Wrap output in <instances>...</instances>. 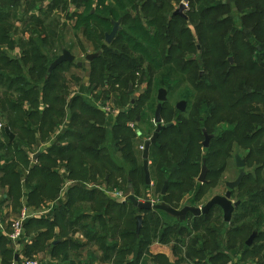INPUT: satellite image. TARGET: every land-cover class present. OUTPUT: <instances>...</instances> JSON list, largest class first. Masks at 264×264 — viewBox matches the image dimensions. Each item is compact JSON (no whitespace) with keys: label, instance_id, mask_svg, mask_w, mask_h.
<instances>
[{"label":"trees","instance_id":"trees-1","mask_svg":"<svg viewBox=\"0 0 264 264\" xmlns=\"http://www.w3.org/2000/svg\"><path fill=\"white\" fill-rule=\"evenodd\" d=\"M44 3V0H33L32 3L26 1L24 4L21 3V0H0L1 52H4L1 45L10 41L14 42L11 39L17 36V31L13 29L14 22L25 24L26 32H30L34 27L44 31L49 30L55 22H50L53 12L61 9L68 2L66 0L57 1L56 4L55 0L49 2L54 5L53 8L48 7V13L43 10ZM232 3L234 5H231ZM189 5L191 11L188 13L187 19L173 14L172 24L177 20L184 24H193L195 28L193 35L186 28H182L179 34L187 36L190 40L185 50H191L193 47V51L198 54L202 53L205 73L200 77L203 79L206 78V75L207 77L211 75L212 81L207 84L200 83L201 88H209L204 89L205 95L193 105V113L191 109H188L187 112L179 114L176 121H169L168 124L174 123V125L163 130L157 144L152 146L157 153L150 160L152 162L150 165L152 185L147 186L145 183L144 169L141 167L142 158L139 152L140 143L144 144L150 138V133L155 132L157 128L154 123L156 108L150 106L143 110L139 122L123 113L118 116L116 124L111 129L92 124L91 120L93 119H88L79 126L78 130L83 133L72 130L64 131L59 141L55 142L48 150V154L41 153L38 158V161L42 162L41 166L31 168L29 175L24 179L20 172L14 168L13 163H8L5 168L0 165V173H2L0 184L3 188H9L7 198L14 201L16 207H20L18 203L23 196V186L27 191L28 204L38 205L35 201L40 200L42 198L40 196L44 192L55 195L48 198L49 200L55 199L61 191L63 182L61 175L55 169L61 168L62 165L67 169V175L72 181H86L87 171L96 169V166L90 167L89 164L79 161L78 156L94 157L92 159L94 162L103 161L110 165L114 172H124V166L115 165L112 159H109L108 162L107 155L105 157L99 155L106 148L97 149V146L106 141L107 132L114 138L115 146L120 148L123 163L131 167L125 179L126 192L130 191V186H132L136 196L140 197L135 185L136 181L140 180L145 185L148 195L151 196L153 192L159 195L160 203H166L176 209L186 195H189L190 198L185 202L186 206L196 207L198 201L203 198L204 188L208 181L206 184H200L197 179L200 177L204 160H206L209 169L207 178L212 173L211 169L217 166L214 164L216 162L212 161L214 154L210 153L218 143L231 148L234 145L233 142L236 141L237 145L246 150L247 157L252 164L260 162L261 167L256 166V172L264 169V141H258L259 138L264 139L262 138L264 135L263 112L256 109L257 111L253 113L249 111L251 106L246 111L242 109L240 112H234L238 106H244L248 102L259 99L264 102V95L259 91L264 90V0H189ZM80 6L83 11L74 15L72 29L76 33L84 30L89 37L99 29L111 32L113 22L121 24L122 19H125L124 16L134 14L129 19L126 29L118 32L122 42L131 53L139 55L155 71L163 69L162 50L166 43L163 41L165 34L158 26V17L154 15L156 11L157 14L161 12V8H157L158 5H153L148 0L142 3V7L138 6V0H80ZM34 11L46 14L43 16L44 18L36 17V19L26 20V16ZM145 12L147 15L142 17L140 13ZM52 32L54 34V30ZM37 35V32L31 34L29 41L21 45V55L13 58L4 54L0 56V92H4L0 94V111L3 118L8 121L7 126L13 133L17 128H20V130L28 132L29 135L36 136L35 134L39 132H34V125L25 127V123L34 124L38 118H41L42 123L49 127L50 132H45L43 129L39 131L51 137L53 130L60 128L65 109H56L54 105H48L50 102L61 104L63 98L60 96L52 98L49 94L58 86V79H55V73L49 74L48 72L53 61L46 58L43 53V48L48 46L47 40L42 38L36 41L34 37ZM58 39L60 40V38ZM197 42L200 44L198 45L200 48L195 46ZM13 46H16V43H13ZM180 50L181 47L176 52ZM230 58H233V63L230 62ZM41 62H46V66L36 65ZM94 65L95 62L91 61V66ZM257 69H259L258 78L252 79L251 76ZM42 71L44 74L40 77V81H37L36 78ZM100 72L98 77L103 76V70ZM90 76V79L93 80L94 70ZM163 82L170 83V77H165ZM116 83L111 85L115 86ZM173 83L177 84L175 81ZM228 83L232 87L225 89ZM43 84V89L38 92L40 85ZM61 88L65 89L66 87L61 86ZM215 90L224 94L222 102H218L210 94ZM122 95L125 97V93ZM77 100L80 98L72 100V107ZM41 103L48 105L42 113L39 111ZM167 105L168 103H165L163 106V120L168 111ZM222 107H229L231 114L221 115ZM81 109L92 115H100V119H103V113L99 109L91 108L90 111L84 106ZM14 111H21L23 116L11 120L6 114ZM50 114H54L55 117L49 119ZM232 114L244 115L251 123L243 128L240 120ZM74 117L73 119H75ZM248 120L246 121L248 122ZM131 121L135 123L139 131L133 132L129 129L128 123ZM212 122H220L219 124L228 126V129L224 130L221 126L218 128V137L213 136L207 154H204L205 150L201 146L200 140L204 137L205 131L212 134L210 129L215 127L211 124ZM21 126L23 127L21 128ZM41 126L46 129L43 125ZM4 138L7 139V143L0 142L2 151L10 152L14 147H18L17 138L10 142L5 132ZM72 140L73 142H71ZM20 150L18 149L16 152L20 153ZM1 162L0 158V164ZM38 178L42 181L40 182ZM111 178L110 174L104 175L106 184L110 182ZM35 180L37 184L33 185ZM166 183L168 185L167 192L163 195L162 190ZM250 184L254 186L248 190ZM246 188L248 191L239 197L238 201L241 202V205L236 209L230 223L224 222L220 215L214 217L215 211L220 212L219 208H215L207 215L193 216L192 228L189 229L187 227L189 220L180 223L161 211L142 212L129 202L118 204L96 190L91 191L82 186H73L68 191L66 202H60V206L54 210L52 222L48 219H30L25 228L35 225L46 229L47 231L39 238L41 242L46 235L52 233L54 228H59V236H65L64 238L77 230L85 232L87 245L98 247L103 255V260L111 264H148V259L162 260L160 263L154 261L157 264H183L185 263L183 257H177L176 251L181 253L184 248H189L185 240L196 247L187 249L186 262L203 264L194 259L196 257L204 260L207 258V262L204 264H220L224 260L231 262L228 248H230V240L236 235L230 238L229 236L232 235L233 230L238 233L241 230L250 229L258 231L256 239L262 243L259 248H256L255 244L244 247L245 259H251L250 262L253 264H264V255L261 256L264 251V230H261L264 229V179L254 177L253 173H250L246 175L237 190L243 192ZM96 195L106 198L104 202L96 204L101 211L95 214L86 211L87 209L82 211L81 204L91 206L92 203H96ZM116 208H118L117 214L121 218L117 221L110 216L113 209ZM127 208L131 210L132 222L125 220L124 225L125 228L131 226L132 229L121 231L122 219ZM140 214H143V226L140 233L137 234L136 217ZM234 224H241V226L239 229L232 228ZM193 230L196 232L194 237H192ZM193 234L195 235V233ZM118 235L123 241L122 247L117 240ZM155 241L161 244H173L172 251L177 257L174 263L163 255L151 257L149 246ZM65 242L69 243V248L65 247L59 252L60 254L63 252L66 254L69 249L83 248L73 241L66 240ZM210 246H213L212 249H208ZM50 247L52 248V245ZM9 254L8 251L3 252L5 257ZM60 254L58 255L60 256ZM127 256H131L128 261ZM256 257L260 262L255 263Z\"/></svg>","mask_w":264,"mask_h":264},{"label":"rangeland","instance_id":"rangeland-1","mask_svg":"<svg viewBox=\"0 0 264 264\" xmlns=\"http://www.w3.org/2000/svg\"><path fill=\"white\" fill-rule=\"evenodd\" d=\"M26 1L27 3H32L33 0H21V3L24 4L26 3ZM44 1L45 3L43 6V10H45L46 13H48L47 11L48 7L53 8L54 5V4H49V2H52L53 0H44ZM57 1L60 0H55V4L57 3ZM66 1L68 2L66 5L62 6L61 9L53 12V16L50 19V22L53 21L55 22H53L54 26L51 29L44 31L41 28L36 29L34 27L33 29H31L30 32H26L27 29L25 24L14 22L13 29L17 31V36L11 39L14 42L10 41L4 45H1V49L4 52L0 51V56H2V54L7 55L9 58L19 56L22 54L21 45L29 41V39L31 38L30 37L31 34L37 32L38 35L34 37L36 41L42 38H45L47 40L48 46L43 48V53L46 55V58H48L50 61H54L59 56H61L63 49H67L76 57L74 63L71 64L65 63L60 67H58L57 70L53 71V73H55V79H58V86L56 87V89L53 90V92H49V94L52 98H54L55 96H60L61 98H63V103L54 104L50 102L48 103V105L50 106L54 105L56 109H65V113L63 116L64 118L60 123L61 125L60 128L53 130L52 136L48 137L47 135L42 134L41 131H39L40 129H43L45 132H50L49 127L45 126L44 123H42L41 118H38L34 124H32L31 122H26L25 127L26 126L30 127L31 125H34V132H39L38 133L39 135L37 136L29 135L28 132L26 131L24 132L20 130V128H17L15 131L16 135L14 141L16 140L17 137L18 147H14L13 149L10 150V152L2 151L0 149V158L2 159V162L6 164L13 163L12 165H14V168H16V170L20 171V174L22 175L23 179L29 175L31 168H33V164L38 160V158L36 160L34 159V154L36 153V151L41 146H45L43 144L50 142V140H51L50 145L51 146L54 145L55 142L59 141V138L61 135H63L64 131L72 130L75 132L78 131L79 133H83L78 130L79 126L88 119H93L91 120L92 124L103 126L109 129L110 125L116 124L118 116L123 113L125 115H129L132 120L134 119L140 120V115L144 109L150 106H152L154 109L157 107L159 103L158 96L160 89H164L168 93V100L166 102L168 103L167 105L168 111L166 117H164L163 120V125L165 126L168 124L169 121L170 122L176 121L178 119L177 117L179 116V114H183L177 110V105L183 100H187V110L191 109V112L193 113V105L197 103V101L205 95L206 91L204 89L209 88V87L201 88L199 86L200 83L207 84L212 81L211 75L209 77H207L206 75V78L203 79L200 77L205 73V70L203 68L204 61L202 59L203 56L202 53L198 54L197 52L193 51V47L191 50H185L190 40L188 39L187 36H181L179 34V31L182 28H186L187 31L193 35L195 33V28L193 24L192 23L184 24L182 22H179L178 20L177 22H174V24H172L173 14L180 8L182 3H185L186 5L183 14L185 15V17H188V13L191 11L189 0H187L186 2H184V0H148L151 3H153V5L155 4L158 5L157 8L159 9L161 8L160 13L157 14L156 11L154 14L158 17V26H160L161 31L164 32L165 34V36H163V41L166 44L165 45L163 44L164 46L162 50L164 67L161 71H155L139 55L131 53L126 48L125 44L122 42L119 34L114 39L112 44H107L105 39V34L111 32H104L103 30L99 29L94 34H90L91 35L90 37L84 30L76 33L72 29L74 15L77 13H81L83 9L80 6V0H66ZM145 1L146 0H138V6L142 7V3H144ZM231 5L234 4L232 3ZM146 13L147 12L140 14L143 17L147 15ZM148 13H150L149 10ZM45 14L39 11L30 12V14H28L25 19L26 20L36 19V17L44 18L43 16ZM133 16L134 14H129L127 16H124L125 19L123 18L121 21L119 33L120 31L126 29V25L128 24L129 19L132 18ZM48 27H49V23H48ZM53 30H54V34L52 32ZM58 38H60V40ZM13 43H16V46H13ZM198 45L200 44H198L197 42L195 46L200 48V46ZM180 47L181 50L179 52H176V50L180 49ZM89 55H97L98 57L97 59L93 60L95 62L94 66H91V62L87 60V56ZM230 59L233 60V58ZM43 61H47V60H43ZM93 61L92 63H94ZM78 63H81L82 66H79ZM36 65L37 66L41 65L45 67L46 62L37 63ZM259 69H257L254 75L251 76L252 79L258 78ZM93 70H94V79L92 80L90 79L91 78L90 75L93 72ZM102 70H103V76L98 77V75L101 73L100 71ZM43 74L44 71L41 72V74L36 78V80L40 81V77ZM165 77H170V83L163 82V79ZM117 81L118 83H116ZM174 81L177 82V84H174L173 83ZM34 82L39 83L36 81ZM114 83H116L115 86L111 85ZM51 85L53 86V83H51ZM226 85L227 86L225 89H229L227 87H232L231 85H229V83ZM43 86L44 84L40 85V89H38V92H40L43 89ZM61 86L66 88L63 89L61 88ZM119 91L125 93V97H123L122 95L123 93H120ZM259 91L262 92V94L264 95V90H259ZM3 93H4L3 91L0 92V94ZM210 94L213 97H215L218 102L223 101L224 94L221 93L220 91L218 90L211 91ZM76 98L77 99L80 98V100H77L73 108L72 100ZM48 105L46 103L45 104L41 103V106L39 108L40 113H42L45 109H47ZM83 106L88 110H90L91 108L99 109L103 113L102 116L103 119L102 120L100 119L101 117L100 115H92L88 111L83 112L81 109V107ZM250 106L251 109L249 111L254 113L258 110L259 112L261 113L263 112L264 114V102L260 101V99L254 100L252 102H248L244 106H238L234 112H240L242 109L246 111L247 108ZM230 110L231 109L229 107L226 108L222 107L221 115L228 116L229 114H231L229 113ZM6 115H9L10 119L12 120L21 117V115L23 116V113L21 111L18 112L14 111ZM233 116L237 117L240 120V122L243 124V128L245 127V125L248 126L251 123V121L249 122L248 118L245 117L244 115L242 116L233 115ZM53 117H55L54 114H50L49 119H52ZM73 117L75 119H73ZM246 120H248V122ZM7 122L8 121H6V119L3 118L0 111V142L2 143L3 142L7 143V139L4 138L5 128L8 127ZM219 123H215V122L211 123L213 126H215L210 129L212 131L211 135L213 136L215 135L216 138L219 135L218 128L220 126L224 130L228 129V126ZM41 125H43L46 129H44ZM22 127L23 126H21V128ZM128 127L133 132L139 131L138 127L132 121L128 123ZM153 134L154 131L150 133L149 139H151ZM52 137L54 138L52 139ZM262 138H264V135L262 136ZM204 140H205L204 137L201 138L200 140L202 147ZM258 141L263 142L264 139L259 138ZM71 142H73V140ZM233 144L234 145L231 146V148L224 146L220 143H218L215 147H213L210 154H214L212 156V161L216 162L214 164L217 166L211 169L212 173L207 178L208 183L204 188V192H205L204 196L201 199V201H198L196 207L203 208L213 198L217 196H225V194L228 191L226 187V183L234 182L238 178L240 173V169L237 168L235 163V155L237 154H239L241 158L244 159L246 162V167H245L246 175L253 173L254 177H260L261 179H264V169L260 172H256V166L261 167L260 162L257 163L253 162L252 164L247 157L246 150L243 149L242 146L237 145L236 141L233 142ZM142 145H145V143L144 144L143 142L140 143V147H139V152L142 158L141 167L143 168L144 150L142 149ZM98 148L99 149L106 148L105 151H102L99 154L100 157H105V155H107L108 162L109 159H112L115 165L122 167L124 166L125 171L114 172L110 167V165H108L106 162L103 161L94 162L92 160L94 157L90 158L88 156H78L77 159L79 161L89 164L90 167L92 165L96 166V169L94 170L89 169V171H87L88 177L86 181H81V182L80 181L78 182L76 180L72 181L67 175L68 180L63 182L64 185L67 182H71L69 188L72 187L73 185L74 187L82 186L85 187L87 190H91V191L96 190L97 192L104 194V196L107 199H110L108 196L111 197L114 193L117 192H124L125 195H129L130 191L126 192L127 185L125 179L131 167L123 163L120 153V148L118 146L117 147L115 146V140L112 136L108 135V132L106 136V141L103 142V144L100 143L97 146V149ZM18 149H21L20 153L16 152ZM203 149L205 150L204 154H207V149L205 148ZM156 154L157 153L155 149L151 147L149 161L151 160V157L153 159ZM150 165H152V162H150ZM55 170L59 172V169H55ZM64 170L67 171L66 168H64ZM106 174H110L112 176L108 184H106V181H104V175ZM95 180L98 181L96 182ZM39 181L41 182L42 179L41 180L39 179ZM35 184H37L36 180L33 182V185ZM135 185H136V190L138 191L139 194L138 196H140V199L142 198V200H144L146 195H148V191H146L144 187L145 185H143L140 182V180H137ZM159 186H161V184H159ZM253 186H254L253 184H250L248 190H250V188H252ZM62 188H63V184H62ZM98 188L104 189L109 194L100 191ZM237 189L234 190L232 193L233 202H237L239 197H242L248 191L247 188L245 189V191L242 190L243 192ZM53 196L55 195H50V193L44 192L43 195L40 196L42 198L40 200L35 201L38 205L33 206V204L31 203L29 205L27 204L25 207H30L32 208V210L40 209L49 202V201L46 202L45 200H49L48 198H52ZM151 196L154 202H156V204L160 203L158 197L159 195L152 192ZM106 198L96 195V203H92L91 206H88L87 204H81L82 205L81 210L83 211L87 209L86 211H91L92 214L100 212L101 210L98 208V206H96V204L104 202L105 201L104 199ZM189 199H190L189 195H186L184 200L181 202L180 206L178 207V209H181L184 206H186L185 202H187V200ZM0 202H1V198H0ZM15 207H16V203H15ZM113 210L114 211L112 214H110V216L111 218H113V220L117 221L120 218V216L117 214L119 210L118 208ZM125 212L126 214L122 219L121 231H124L126 229H132L131 226L125 228L124 225L125 220L132 222V218L130 217L131 210L127 208ZM215 212L216 213L214 214V217L220 215L223 218V211L221 209L220 212L219 211H215ZM18 217L19 216H14L13 221H15ZM192 218L193 215H189L187 218V220H189V222L187 223L188 224L187 227L189 229L192 228V222H191ZM240 226L241 224L239 225L234 224L232 225V228L239 229ZM9 228L11 229V226H9ZM42 229H43L42 226L35 228L27 227L24 235V239L21 241V245L20 244L14 245L12 243V246H15L18 251H22L25 253V257L23 256L22 258V263L23 261L29 260V261H38L41 262L42 264H45L46 257L44 256V254L47 251L39 254H37L36 252H39V249L45 250V248H47V241H50L51 239L55 238L54 235L49 232L50 234L46 235L42 239L43 241L42 247L38 246L35 248L33 246L32 247L28 246L30 239H33L32 234ZM255 232L258 234V231L256 230L254 231L250 229L241 230L238 233L235 230H233V233L231 236H229V238L232 237L233 235L236 236L230 240V248H228L229 251L228 254L231 257L232 261L229 262L224 260L220 264H253L252 262H250L251 259L249 260L245 259L246 254L244 252V247H247L245 243ZM193 233H195V235ZM194 236H196V232L193 230L192 237ZM117 240L119 242L120 247H122L123 241L121 240L119 235ZM185 243L188 244L189 247L187 248L188 250L192 248H196L195 246L189 244L188 240H185ZM261 243H262L261 241H258V239H256L253 244L257 245L256 248H259ZM87 247H90L87 250L89 251L93 250L92 245H87ZM172 247L173 244L170 245L168 243L161 244L160 242L155 241L153 242V244H150L149 246V254L151 255L152 258H154L160 255L159 254L160 252H163L170 257L168 259H172L175 261L177 257L179 258L183 257L182 259L185 261V263L183 264H198V262L197 263L196 262L192 263L190 261L186 262V255H185L187 252L186 248H184V250L181 253H179V251H176L177 257H175L176 254L173 253ZM212 247L213 246H210L208 249H212ZM263 255H264V251L261 253V256ZM27 256L30 257L27 258ZM56 259L57 260L68 259V256L64 254L63 256L59 257L58 255ZM130 259L131 256H127V261ZM194 259L201 261L203 264L207 262L206 260L207 258L205 260L200 257H196ZM154 261H156L157 263L162 262V260L157 261V259H148V264H157ZM254 261L255 263L260 262L258 257H256Z\"/></svg>","mask_w":264,"mask_h":264},{"label":"water","instance_id":"water-1","mask_svg":"<svg viewBox=\"0 0 264 264\" xmlns=\"http://www.w3.org/2000/svg\"><path fill=\"white\" fill-rule=\"evenodd\" d=\"M187 0H184L186 2ZM185 3H182L180 8L175 12V15L184 16L183 12L185 11ZM120 28V22H113V29L111 33H107L105 35L106 43L112 44L114 39L117 37V34L119 32ZM95 58H97V55H89L87 56L88 61H93ZM76 60V57L68 50L63 49L62 55L59 56L51 66L49 67V74H52L54 70H56L58 67L65 63H74ZM233 62V60H230ZM79 66H82L81 63L78 64ZM159 104L156 107L155 111V121L157 128L151 137V139L147 140L144 145V151H143V169H144V175H145V183L147 186H150L152 184V178H151V172H150V161H149V155H150V149L152 146L156 145L159 139L160 133L165 130L166 128H171L174 123H170L167 125H163V119H162V111H163V103L167 101V91L164 89L159 90V96H158ZM177 109L180 112H185L187 109V101L183 100L177 105ZM139 121V119L137 120ZM6 135L9 137L10 142H13L15 139V135L10 131V129L7 127L5 129ZM205 140L203 142V148L208 149L210 147V142L212 139V136L205 131L204 132ZM39 156V155H37ZM35 157V159L37 158ZM235 163L238 169H240V173L238 178L234 182H228L226 183V187L228 189L225 196H217L213 198L211 201H209L205 207H195V206H185L182 209H176L172 206L167 205L166 203H158L153 204L151 201L150 196H146L144 202L140 201L136 195L135 192L131 187V193L128 196V202H130L136 209L142 212H151V211H161L166 213L168 216L176 219L178 222L182 223L187 221V218L189 215H193L194 217H200L203 215H207L210 213L211 210L218 207L223 211L224 214V221L226 223H230L232 220V216L237 208L240 207L241 202H233L232 201V192L236 190L242 183L243 179L246 177L245 167L246 162L244 159L241 158L239 154L235 155ZM209 169L207 167L206 160L203 161L202 171L200 174V177L198 178V181L201 184H204L207 182V175H208ZM167 183L165 184L162 194L165 195L167 192ZM143 226V215H138L136 217V231L137 234L140 233L141 228ZM258 237V234L255 232L251 235L249 240L246 242L247 246H252L256 238Z\"/></svg>","mask_w":264,"mask_h":264},{"label":"crops","instance_id":"crops-1","mask_svg":"<svg viewBox=\"0 0 264 264\" xmlns=\"http://www.w3.org/2000/svg\"><path fill=\"white\" fill-rule=\"evenodd\" d=\"M175 15V13H174ZM180 16V15H178ZM185 16V15H184ZM183 17V16H182ZM187 19V17H185ZM106 35V34H105ZM67 50V49H66ZM231 60V59H230ZM90 62V61H89ZM231 62V61H230ZM233 63V62H231ZM79 64V63H78ZM167 100H168V93H167ZM187 101V100H186ZM167 102V101H166ZM165 102V103H166ZM163 103V106L164 104ZM159 104V103H158ZM41 106V104H40ZM1 108V107H0ZM178 110V109H177ZM187 110V109H186ZM156 111V110H155ZM179 111V110H178ZM163 112V111H162ZM186 112V111H185ZM181 113H184V112H181ZM138 120V119H137ZM139 122V121H138ZM113 127V124L110 125L109 129H111ZM7 128V127H6ZM5 128V129H6ZM12 132V131H11ZM6 133V132H5ZM14 134V133H13ZM15 135V134H14ZM36 136L39 135L38 133L35 134ZM211 135V134H210ZM212 138H213V135H211ZM17 138V137H16ZM54 137H52L53 139ZM212 140V139H211ZM51 142V140H50ZM50 142L48 143H45L43 145L45 146H41L37 151L36 153L34 154V159L37 155V158L40 157L41 153H44V154H48V150L52 147L50 145ZM211 143V142H210ZM41 149H44V150H41ZM36 158V159H37ZM35 159V160H36ZM42 162L40 161H36L34 164H33V167L34 166H41ZM1 167L2 168H5L7 167L8 163H4L2 162L1 164ZM20 172V171H19ZM59 172H60V175L63 179V182L64 181H67V173L66 171L64 170V166H61V168H59ZM2 177V173H0V178ZM62 182L63 184V188H61V191L59 193V195L55 198V199H50V200H45L46 202H48L45 206H43L42 208L40 209H34V210H42V209H47L48 206L50 205L51 202H54L56 201L62 194V191L65 189V185L64 183ZM67 183H71V182H67ZM152 185V184H151ZM73 187V185H72ZM70 187V188H72ZM69 187L67 188V191L66 193L64 194V201L67 200V196H68V191L70 189ZM131 188V187H130ZM8 187H5L3 188L0 184V198H1V202H0V264H25L26 262H36L37 264H42L41 262H38V261H23L22 263V258L23 256L25 257V253L22 252V251H18L16 249L15 246H12V242L9 241V239L6 237V232H9L11 229L9 228V226L12 225L13 223V217L14 216H18L20 213V210L25 207L27 204H28V201H27V191L26 189L24 188V186L22 187V193H23V196L21 198V200L19 201V207H15V202L10 200L9 198H7V191H8ZM100 191L102 192H105L106 194H109L108 192H106L104 189L102 188H98ZM4 191V192H2ZM163 191V190H162ZM4 193V194H3ZM124 193V192H122ZM130 193H131V190H130ZM233 193V192H232ZM130 195V194H129ZM128 195V196H129ZM136 195V194H135ZM147 196V195H146ZM150 196V195H148ZM112 201L118 203V204H125V203H128V201L126 202H120L118 201L115 197L113 196H108ZM137 197V196H136ZM140 201L144 202V200H142V198L140 199V197H137ZM150 198L152 199V197L150 196ZM130 203V202H129ZM61 203L57 204L55 203L54 204V209L52 210V215H50L49 218H41V219H36V220H43V219H48L50 220L51 222L54 220V210L57 209V207L60 206ZM29 205V204H28ZM185 207V206H184ZM29 208L31 211H34L32 210V208L30 207H27ZM218 208V207H216ZM182 209V208H181ZM215 209V208H214ZM238 209V208H237ZM19 210V211H17ZM236 211V210H235ZM211 212V211H210ZM235 213V212H234ZM142 215V214H140ZM233 217V216H232ZM53 219V220H52ZM223 220H224V214H223ZM225 222V221H224ZM11 224V225H10ZM32 227H37L35 225H32ZM10 229V230H9ZM46 231V229H42L40 231H36L34 232L32 235H33V239H30V242H29V247L30 246H34L35 248L38 247H42V242L41 240L39 239L41 234H43L44 232ZM25 232H26V228H25ZM59 233H60V229L59 228H54V230L52 231V234L54 235L55 238L51 239L50 241H47V248H45V250H42V249H39V252H36L37 254L39 253H44V256L46 257V262L45 264H111V263H108V262H105L103 260V255L102 253L100 252V250L98 249V247L96 246H93V250L92 251H89L87 250L88 248L90 247H87V239L85 238L84 236V233L85 232H82L80 230H77V232L75 231V233L72 232V234H69V236L67 238H64V237H61L59 236ZM8 239H6V238ZM40 240V241H39ZM66 240H70V241H73L75 243H78L80 244L83 248H80L79 250H71L69 249L68 251H66V255L68 256V259H62V260H57L56 258L58 257V254H60L59 252L64 249L65 247L66 248H69V243L65 242ZM40 242V244H39ZM49 242V243H48ZM49 244V245H48ZM50 245H52V248L50 247ZM53 247H56V249H53ZM4 251H8V253H10L9 255H7L6 257L3 256V252ZM25 251V250H24ZM64 253V252H63ZM63 253L60 254V256H63ZM160 255H164V257L166 258H170L168 255H166L165 253L163 252H160L159 253ZM27 255V254H26ZM57 256V257H56ZM59 256V257H60ZM30 256H27V258H29ZM11 259V260H10ZM170 262H175L174 260L172 259H169Z\"/></svg>","mask_w":264,"mask_h":264},{"label":"built area","instance_id":"built-area-1","mask_svg":"<svg viewBox=\"0 0 264 264\" xmlns=\"http://www.w3.org/2000/svg\"><path fill=\"white\" fill-rule=\"evenodd\" d=\"M144 150V147H142ZM71 183H66L65 189L62 191L61 196L54 202H51L47 209L42 210H34L31 211L27 207H23L20 210L19 217L13 221L11 225V230L9 232H6V237L9 239L10 242H12L14 245H21V241L24 239L25 235V225L30 219H41V218H49L50 215H52V210L54 209V204H59L60 202H66L64 201V194L67 191V188L69 187ZM120 202H126L128 200V195H125L122 192H117L112 195ZM153 204H156L153 199H151ZM25 264H37L36 262H26Z\"/></svg>","mask_w":264,"mask_h":264}]
</instances>
